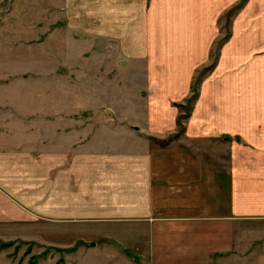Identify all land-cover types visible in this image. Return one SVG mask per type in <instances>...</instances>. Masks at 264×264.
<instances>
[{"label":"crops","instance_id":"1","mask_svg":"<svg viewBox=\"0 0 264 264\" xmlns=\"http://www.w3.org/2000/svg\"><path fill=\"white\" fill-rule=\"evenodd\" d=\"M237 1L104 0L103 25L85 34L109 39L120 54L94 47L90 57L135 67L134 81L149 88L127 108L149 128L78 120L48 135L31 129L29 115L7 113L17 123L0 126V226L56 219L148 264H264V0L238 16L215 69L214 103L203 104L202 93L183 135H172L182 105L158 106L185 100ZM32 131L38 139H28Z\"/></svg>","mask_w":264,"mask_h":264},{"label":"rangeland","instance_id":"2","mask_svg":"<svg viewBox=\"0 0 264 264\" xmlns=\"http://www.w3.org/2000/svg\"><path fill=\"white\" fill-rule=\"evenodd\" d=\"M250 1L238 0L224 11L206 63L196 69L185 100L170 104L158 101L159 107L182 105L174 138L184 134L182 129L186 130L191 122L202 93L207 97L203 104L213 105L215 69L221 49L230 42L238 16L247 11ZM104 5L108 6L104 0H0V126L16 124V118L6 121L14 112L29 115L31 129L42 127L48 135L54 133L58 124L70 130L80 120L81 124L92 122L95 128L112 118L131 125L144 124L148 130L144 116L127 108L136 103L140 91L148 90L147 82L134 81L135 67L120 65L97 53L92 55L95 61L90 57L89 50L94 47L120 54L109 39L99 37L94 41L88 36L91 34H85L103 25ZM92 8L98 11L93 16ZM249 17L253 24L262 18L260 12ZM89 38L91 45L86 40ZM118 85L120 89L115 90ZM125 86L130 88L127 92L122 89ZM33 131L28 139L39 138ZM172 135L164 139L171 140ZM69 139L58 145L69 146L74 141ZM7 141L14 142V138ZM59 222L52 219L39 226H0V264H148L136 251L124 250L118 243L104 245L102 239L88 236L84 227L67 232ZM97 241L101 245H95Z\"/></svg>","mask_w":264,"mask_h":264},{"label":"trees","instance_id":"3","mask_svg":"<svg viewBox=\"0 0 264 264\" xmlns=\"http://www.w3.org/2000/svg\"><path fill=\"white\" fill-rule=\"evenodd\" d=\"M31 264H34V262L32 261V263Z\"/></svg>","mask_w":264,"mask_h":264}]
</instances>
